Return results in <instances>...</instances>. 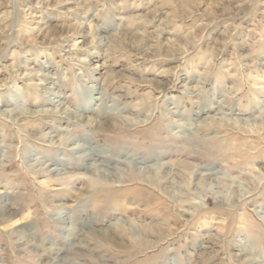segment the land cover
<instances>
[{"label":"rangeland","instance_id":"1","mask_svg":"<svg viewBox=\"0 0 264 264\" xmlns=\"http://www.w3.org/2000/svg\"><path fill=\"white\" fill-rule=\"evenodd\" d=\"M0 264H264V0H0Z\"/></svg>","mask_w":264,"mask_h":264},{"label":"bare ground","instance_id":"2","mask_svg":"<svg viewBox=\"0 0 264 264\" xmlns=\"http://www.w3.org/2000/svg\"><path fill=\"white\" fill-rule=\"evenodd\" d=\"M60 108L63 109L64 107L62 106ZM73 149L76 150L77 152H83V154L81 155V158L86 159V161H89L88 158L90 157V155L88 154L87 146H85V145H79V146H77V147H75Z\"/></svg>","mask_w":264,"mask_h":264}]
</instances>
